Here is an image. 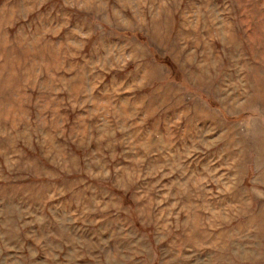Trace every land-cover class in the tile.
Here are the masks:
<instances>
[{"label": "rangeland", "instance_id": "374dc122", "mask_svg": "<svg viewBox=\"0 0 264 264\" xmlns=\"http://www.w3.org/2000/svg\"><path fill=\"white\" fill-rule=\"evenodd\" d=\"M0 264H264V0H0Z\"/></svg>", "mask_w": 264, "mask_h": 264}]
</instances>
